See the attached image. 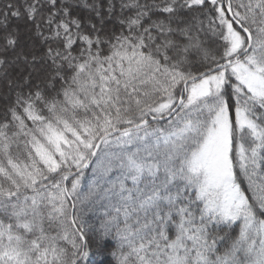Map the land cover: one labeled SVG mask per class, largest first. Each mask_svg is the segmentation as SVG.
Masks as SVG:
<instances>
[{
	"label": "snow or ice",
	"instance_id": "1",
	"mask_svg": "<svg viewBox=\"0 0 264 264\" xmlns=\"http://www.w3.org/2000/svg\"><path fill=\"white\" fill-rule=\"evenodd\" d=\"M106 239L264 264V0H0V264Z\"/></svg>",
	"mask_w": 264,
	"mask_h": 264
},
{
	"label": "trees",
	"instance_id": "2",
	"mask_svg": "<svg viewBox=\"0 0 264 264\" xmlns=\"http://www.w3.org/2000/svg\"><path fill=\"white\" fill-rule=\"evenodd\" d=\"M15 23V21H14ZM23 23V24H22ZM109 27L112 25L109 24ZM20 30L22 33V39L27 36L29 37V33L25 31L24 22L21 21L20 23ZM25 39V38H24ZM32 43V41L27 39L24 41L23 45L27 49L28 46ZM22 67V66H21ZM16 70H13L15 74ZM92 178L91 169L85 172V181L84 183L87 184L90 182ZM103 216V209L100 207H96L94 209H89L85 212L84 219L91 225L99 228L101 219ZM117 241L114 239H106L102 244L97 246L95 242L90 244L89 248V257L86 261V264H116V259L113 253L117 250Z\"/></svg>",
	"mask_w": 264,
	"mask_h": 264
},
{
	"label": "rangeland",
	"instance_id": "3",
	"mask_svg": "<svg viewBox=\"0 0 264 264\" xmlns=\"http://www.w3.org/2000/svg\"><path fill=\"white\" fill-rule=\"evenodd\" d=\"M19 23H21V22H19ZM23 24V23H22ZM25 38V39H24ZM22 40H21V42H22V44L24 43V41H26L27 39L29 40V38L27 37V36H25Z\"/></svg>",
	"mask_w": 264,
	"mask_h": 264
}]
</instances>
